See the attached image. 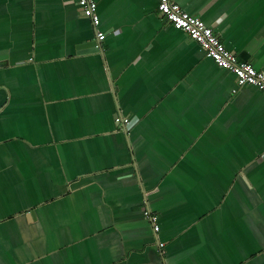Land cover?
<instances>
[{
	"label": "crops",
	"instance_id": "1",
	"mask_svg": "<svg viewBox=\"0 0 264 264\" xmlns=\"http://www.w3.org/2000/svg\"><path fill=\"white\" fill-rule=\"evenodd\" d=\"M78 1L0 0V264H264L262 93L160 0ZM178 4L264 73V0Z\"/></svg>",
	"mask_w": 264,
	"mask_h": 264
},
{
	"label": "built area",
	"instance_id": "2",
	"mask_svg": "<svg viewBox=\"0 0 264 264\" xmlns=\"http://www.w3.org/2000/svg\"><path fill=\"white\" fill-rule=\"evenodd\" d=\"M77 6L83 16L97 28L99 18L96 0H79ZM158 12L174 29L185 33L192 41L196 42L205 56L211 59L217 67L232 73L239 86H253L264 96V73L255 70L246 62L239 61L234 53L226 50L213 30L198 17L185 12L178 4V0H160ZM104 37L103 33L97 32L98 41H102ZM122 124L125 129H129L133 123L130 119H122ZM145 215L151 222L154 231L157 232L159 230L157 218L149 213Z\"/></svg>",
	"mask_w": 264,
	"mask_h": 264
},
{
	"label": "water",
	"instance_id": "3",
	"mask_svg": "<svg viewBox=\"0 0 264 264\" xmlns=\"http://www.w3.org/2000/svg\"><path fill=\"white\" fill-rule=\"evenodd\" d=\"M85 48L87 49L89 48L91 50L90 52L99 51V45L96 41H91L86 46L82 47V49H85Z\"/></svg>",
	"mask_w": 264,
	"mask_h": 264
}]
</instances>
